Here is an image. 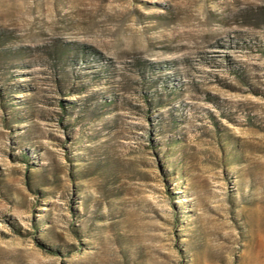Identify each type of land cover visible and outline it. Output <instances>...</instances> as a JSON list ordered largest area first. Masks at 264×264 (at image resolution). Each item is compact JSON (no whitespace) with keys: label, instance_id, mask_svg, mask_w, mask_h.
<instances>
[{"label":"rangeland","instance_id":"374dc122","mask_svg":"<svg viewBox=\"0 0 264 264\" xmlns=\"http://www.w3.org/2000/svg\"><path fill=\"white\" fill-rule=\"evenodd\" d=\"M0 264H264V0H0Z\"/></svg>","mask_w":264,"mask_h":264}]
</instances>
